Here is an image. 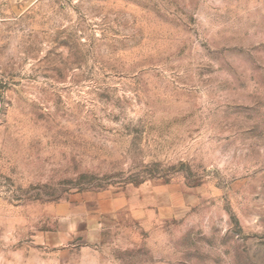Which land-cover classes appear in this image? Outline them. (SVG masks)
<instances>
[{"label":"rangeland","instance_id":"374dc122","mask_svg":"<svg viewBox=\"0 0 264 264\" xmlns=\"http://www.w3.org/2000/svg\"><path fill=\"white\" fill-rule=\"evenodd\" d=\"M144 182L148 226L50 211ZM0 264H264V0H0Z\"/></svg>","mask_w":264,"mask_h":264},{"label":"crops","instance_id":"0c3cea01","mask_svg":"<svg viewBox=\"0 0 264 264\" xmlns=\"http://www.w3.org/2000/svg\"><path fill=\"white\" fill-rule=\"evenodd\" d=\"M161 199H163L161 201ZM161 201V202H160ZM165 194L150 182L129 184L122 188L104 189L78 194L74 201H58L51 205L52 215L65 225L61 232L74 235L83 230L84 236L102 228L107 218L123 213L141 226H148L151 214L163 211Z\"/></svg>","mask_w":264,"mask_h":264}]
</instances>
